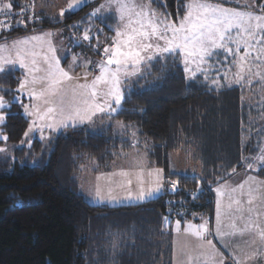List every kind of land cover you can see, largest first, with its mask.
<instances>
[{
	"label": "trees",
	"instance_id": "1",
	"mask_svg": "<svg viewBox=\"0 0 264 264\" xmlns=\"http://www.w3.org/2000/svg\"><path fill=\"white\" fill-rule=\"evenodd\" d=\"M22 1L12 0L11 7ZM187 1L153 0V8L175 22ZM90 7L61 20L43 14L44 21L35 27L77 22ZM107 22L115 33L116 18L110 15ZM12 26L1 32L0 42L30 32L28 26ZM223 56L221 61L230 59ZM21 76L18 70L0 73V93L8 100L17 94ZM262 111L261 91L245 92L241 85L214 90L202 75L187 80L178 55L151 61L126 88L122 108L111 118L139 131L166 185L172 180L176 187L165 185L162 195L143 204L110 207L89 203L79 178L87 161L93 162L95 173L110 170L117 152L131 148V142L112 127H77L46 143L36 139L27 150L20 144L29 119L20 104H11L1 127L12 153L0 155V264H172V230L165 222L184 223L196 215L212 221L214 187L244 170L248 157L264 144V121L258 125L254 119L247 128L249 116L261 117ZM188 138L200 145L202 175L170 171V156L181 145L189 146ZM220 163L227 169L209 171ZM255 173L264 180V169Z\"/></svg>",
	"mask_w": 264,
	"mask_h": 264
},
{
	"label": "rangeland",
	"instance_id": "2",
	"mask_svg": "<svg viewBox=\"0 0 264 264\" xmlns=\"http://www.w3.org/2000/svg\"><path fill=\"white\" fill-rule=\"evenodd\" d=\"M36 1H22L16 9L11 7L12 0H0L1 15L6 11H13L15 14L13 26H7L0 20V34L11 26H28L30 31L43 29L35 27L44 21L42 15L53 18L56 13L53 10L43 12L39 8L44 7V4L38 8ZM47 1L49 5L57 1V11L60 10L61 13L75 12L93 4L90 7L92 13H87L89 8L83 13L85 16L79 15L78 28L72 26V30L80 29L81 34L91 36L92 41L94 38L99 43L108 44L110 49L115 43V35L119 44L117 54L123 53L125 56H121V61L117 59L119 62L114 58L101 59L100 73L90 75L87 72L89 62L85 60L79 61V64L73 57L70 63L62 64L53 41L56 34L50 31L0 42V72L18 70L22 75L13 99L8 100L0 93V155L12 153V146L7 144L1 129L7 115L4 111L11 104L17 103L23 108L25 106L24 115L31 116L30 126L20 144L27 150L36 139L46 143L53 137L52 134H60L80 124L88 126L92 131L100 130L98 127H101L104 119L91 121L85 112L90 109L89 112L96 110L111 115L118 113L125 99L126 88L140 78L151 61L165 55H178L187 80H194L202 75L214 90L243 84L248 88L253 83L260 82L261 87L257 88L263 90L261 98L264 100V0H188L184 15L175 22L165 20L155 10L150 11L153 4L151 6L148 0L139 5L143 7L139 10L120 13L119 20L111 11L117 6V11L122 10L124 0ZM126 1L133 7L134 2ZM23 4L25 7L29 5L30 10L21 17L22 14L18 13L22 11ZM49 7L52 9V6ZM110 15L118 22L115 33L112 32V25L107 22ZM68 24L64 23V27ZM64 34L67 37L69 35ZM48 39H51L50 43ZM226 54L230 59L221 61L219 57ZM78 64L81 70H77ZM249 117L247 128L251 129L254 119L258 125H262L264 112L262 111L261 117ZM133 130L137 129L132 127L130 132ZM126 138L138 144L139 148L147 146L140 144L136 134L131 133ZM186 142L189 146L181 145L170 156L171 170L177 173H204L203 165L200 166L203 163L199 143L190 138ZM245 147L241 142V150ZM248 159L249 164L245 167L252 172L264 169V144L256 155ZM91 166L95 167L93 162L87 161L79 180L93 177L90 174ZM187 166L190 167L189 172ZM217 168L225 170L227 166L220 163L209 171L213 173ZM152 175L154 179L158 174ZM250 175L254 174H233V178L214 187L217 213L213 215V220L216 230L213 234L207 233L209 238L196 242L188 230L189 226L183 229L182 221L175 219L165 222L168 226L172 225V264H217L216 259L219 257L227 262L229 258L226 254L230 251L234 252L228 264H264V180ZM99 178L86 182L90 186L96 182L100 184ZM163 179L164 174H161V184ZM243 180L246 181L248 190L241 188L239 195L237 183H243ZM86 182H82L83 188ZM183 224L198 227L196 229L204 233L211 220L206 216L196 215ZM254 232L255 235H251ZM196 244L199 245L197 253ZM214 245L216 250L213 255L209 252V246L213 251Z\"/></svg>",
	"mask_w": 264,
	"mask_h": 264
},
{
	"label": "crops",
	"instance_id": "3",
	"mask_svg": "<svg viewBox=\"0 0 264 264\" xmlns=\"http://www.w3.org/2000/svg\"><path fill=\"white\" fill-rule=\"evenodd\" d=\"M148 1L151 3V6H152L153 0H148ZM42 2H40V0H37L36 6L39 8L41 4H44L45 8L42 7L39 9L43 10V12L46 11L47 13L50 12V10H53L56 13V15H54L53 19H60V20L63 19L66 14H72V13L80 11V10H82L88 6L93 5V4H88V5L82 7L81 9H79L75 12L65 11L64 13H61L60 10H59V12L57 11V4H56L57 1L55 3L52 2V4H50V5H49V2L47 0H42ZM131 2H134L133 7L130 6L131 3L127 4V1L124 0L123 9L117 11V9H118V6H117L115 8V10L111 11V14H115L117 16V19L119 20V17H121L120 13L125 14L127 12L131 13L132 11L139 10V9L143 8L142 6H139V5L141 3L142 4L147 3V0H131ZM49 6H52V9H50ZM91 9L92 8H90L87 11L88 14L92 13ZM152 10L154 11L153 8L150 11H152ZM83 15L85 16L86 14H83ZM48 16H50V15H48ZM77 23H78V21L77 22L74 21L71 24H68V26L70 25L69 27L68 26L64 27V25H63V26H60L58 28H48V29L43 28V29L38 30V31H30V32H28L22 36L12 38V39H8V40H14V39H17L20 37H24V36H28V35L32 36L34 34H39V33L50 31L53 34H56L55 40L53 39V41L55 44V48H57V54H58L59 59H61L62 64L66 65L67 63H70V61L73 57L76 59V61L78 63L79 61L82 62L81 59L78 56H76L75 53L70 48V42L73 41L74 39H76L77 34L79 32V29L72 30L73 27L77 26ZM77 28H78V26H77ZM75 30H77V33ZM64 33H69L68 37L65 36ZM88 37L90 38L91 36H88ZM113 38H114L115 43L112 46L111 50L113 51L115 61L119 62V61H121V56H125V55L123 53H120L122 55L117 54V52L119 50V47H118L119 44L117 43V36L114 35ZM8 40H5V41H8ZM50 41H51V39H48V43H50ZM3 42H1V43H3ZM117 47H118V50H117ZM117 59L119 61H117ZM80 62H79V64H80ZM79 64L77 66V70L78 69L81 70V66H79ZM64 69H66V67ZM2 72H5V71H2ZM2 72H0V73H2ZM241 86L244 88L245 92H251L252 90L263 91V90H260L257 88L256 83H253L252 86H250L248 88L244 84ZM247 98L249 100V96ZM24 110H25V106L23 108V112H24ZM89 111H90V109L87 110L85 113H86L87 117L91 119V121L97 122L98 120H100L102 118L104 119L101 122V127H98V128H100V130H104V129H107L109 127H112L116 133L124 136L125 138L131 133L136 134L139 141H140V144L143 143L141 141L140 134H139L138 130H136V131L133 130L130 132L132 127H127L126 125H122L123 123L120 124L121 122L117 123L118 122L117 120H114L113 118H111V114H107L104 111H101V112H98L96 110H93L92 112H89ZM27 118L29 119V126H30L31 116H28ZM77 127H87L88 129H90L88 126H86V125L84 126L83 124L75 126V128H77ZM96 131H99V130H96ZM120 131H123V133ZM55 135H57V134L54 133L51 136L54 137ZM53 137H51L50 139H52ZM143 144H144V146H146L145 143H143ZM131 146H133V147H131L129 149H125V150L120 149L117 152V157L114 160L113 165L111 166L110 170L105 171V172L95 173L93 171L95 167L91 166V168H90L91 173L90 174L93 177H91V179H88V180H84V179L79 180L80 191L84 195L86 200H88L89 203L95 204V205H105L106 204L110 207L139 205V204H143L147 201H150L152 199H155V198H157L163 194L164 186L166 185V182H165V178H164L163 182L161 184L160 176H161V174L163 176L164 173L160 168H157L151 162V160L149 158L148 147L146 146V148H139L138 147L139 145L134 143V142H131ZM200 166H202V164H200ZM186 169L188 170V171L187 170L186 171L189 172L190 167L187 166ZM244 169L245 170L236 172L235 174H240L242 172H249V173L255 175V176L254 175H250V176H253L254 178H258L259 180H263V179L259 178L255 172H252V170L250 168L244 167ZM170 171L177 173L175 171H172L171 168H170ZM153 173L158 174L156 176V178H154V179H152ZM180 174H187V173H180ZM99 177H101V178H99ZM233 177L231 176V178H233ZM96 178L101 179L100 184H98L96 182V183H94L93 186H90V184L88 185L87 182H90L92 179L96 180ZM82 182H86L84 185L85 188H83ZM245 182L246 181L243 180V183H240V182L237 183V189L239 188V195L241 193V188L248 190V185H246ZM219 184H221V183H219ZM218 185H216V186H218ZM98 192H100V195H98ZM252 195H253V193H252ZM214 196H215V193H214ZM216 207H217V201H216V196H215L214 216L217 213ZM214 216H213V219L215 220ZM213 219L211 221V224L208 225L207 231H205L204 233L200 229H196L198 227H191L190 225H186L183 223H182V227L184 229L186 226H189L188 230L191 231L193 239L196 242L198 240L202 241L204 239L209 238L208 234H210L211 232L213 234V232L216 230V225L214 224ZM165 225H166V228H168V227L171 228V226H172L171 224H169V226H168L166 223H165ZM171 230H172V228H171ZM251 235H255V232L251 233ZM171 236H172V238H171L170 243H171V246H173V243H172L173 234H171ZM212 249H213V251H211V247L209 246V252H211L214 255L215 250H216L215 245L212 247ZM197 252H199V245L198 244H196V253ZM233 252L234 251H230L229 253L226 254L227 257L229 258V260H231V257H233L232 256ZM216 260H217V264H219V263L220 264H228V261H229L228 260L226 262V261L222 260L221 257H219Z\"/></svg>",
	"mask_w": 264,
	"mask_h": 264
},
{
	"label": "built area",
	"instance_id": "4",
	"mask_svg": "<svg viewBox=\"0 0 264 264\" xmlns=\"http://www.w3.org/2000/svg\"><path fill=\"white\" fill-rule=\"evenodd\" d=\"M25 7L23 4V9L18 14L29 13V5ZM14 16L15 14L13 11H6L3 12L2 15L0 14V20L6 23L7 26L12 25L14 23ZM34 18V17H32ZM18 22V20H17ZM6 26V27H7ZM70 48L76 55L81 59L89 62L87 72L90 75H95L100 73L102 65L100 64L101 59H113L114 54L111 51L108 44H100V45H92L90 38L86 37L85 35L81 36L78 35L76 39L70 42ZM167 188L174 189L176 184L174 181H170L167 185Z\"/></svg>",
	"mask_w": 264,
	"mask_h": 264
}]
</instances>
